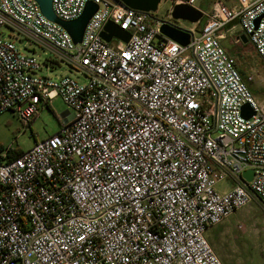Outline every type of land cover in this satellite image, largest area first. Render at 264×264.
I'll list each match as a JSON object with an SVG mask.
<instances>
[{
	"label": "built area",
	"instance_id": "built-area-1",
	"mask_svg": "<svg viewBox=\"0 0 264 264\" xmlns=\"http://www.w3.org/2000/svg\"><path fill=\"white\" fill-rule=\"evenodd\" d=\"M166 1L167 21L173 6L196 2ZM88 2L97 10L74 44L34 0H0V28L86 80L43 76L51 59L0 39V115L28 125L56 97L73 111L57 133L0 161V264H222L206 233L253 199L264 206V107L219 32L236 22L264 64V0L218 1L198 23L176 24L186 46L161 35L152 13L112 0L51 7L73 21ZM108 22L128 41L105 42ZM221 182L230 188L218 191Z\"/></svg>",
	"mask_w": 264,
	"mask_h": 264
},
{
	"label": "rangeland",
	"instance_id": "rangeland-1",
	"mask_svg": "<svg viewBox=\"0 0 264 264\" xmlns=\"http://www.w3.org/2000/svg\"><path fill=\"white\" fill-rule=\"evenodd\" d=\"M215 0H196L195 6L208 11ZM224 2V0H221ZM235 1V0H234ZM169 4L162 0L153 16L156 20L167 21ZM184 26L187 22H174ZM0 39H9L22 53L35 57L39 62L46 63L52 60V67L49 70L44 68L41 75L57 79L60 76H69L79 83L86 80L78 70L68 66L59 60L56 55L47 48L40 47L33 41L28 40L15 30L5 27L0 28ZM232 40V39H231ZM246 49L240 54H232L237 67L244 79L250 78L249 86L252 90L254 100L264 107V64L260 58L246 54ZM228 52V51H227ZM49 63V62H48ZM45 65V64H44ZM68 112L62 116L64 112ZM70 110L61 98L56 97L49 105H40L37 113L30 120L28 125L21 123L11 113L0 115V161L7 156L8 151L20 150L22 152L30 149L35 142L42 141L57 133L65 118L71 116ZM230 183H218V191L230 188ZM226 227L233 231L228 233L226 238L220 240L218 257L223 264H264V206L252 200L245 207L235 211L225 221ZM242 230H237V225Z\"/></svg>",
	"mask_w": 264,
	"mask_h": 264
},
{
	"label": "water",
	"instance_id": "water-1",
	"mask_svg": "<svg viewBox=\"0 0 264 264\" xmlns=\"http://www.w3.org/2000/svg\"><path fill=\"white\" fill-rule=\"evenodd\" d=\"M43 14L48 20L61 26L71 37L74 44L81 42L84 28L92 16V14L97 10V6L93 2H88L84 8L82 14L73 21H63L58 19L52 10L51 0H34ZM126 9H131L139 13H155L158 5L162 0H112ZM203 17V13L193 7L187 5H175L173 6L172 12L170 14L171 21H159L161 26L159 27V33L165 36L167 39L179 44L180 46H186L189 42L190 35L174 22L183 21L189 24L198 23ZM100 37L107 43L111 41L112 38L127 42L129 39V34L125 31L119 29V27L111 22H108L102 32ZM241 39L245 42L247 38L243 35ZM68 112H64L62 115H66ZM241 115L248 119L253 115L248 104H245L241 108ZM252 171L246 170L242 173V178L249 182L251 180Z\"/></svg>",
	"mask_w": 264,
	"mask_h": 264
},
{
	"label": "crops",
	"instance_id": "crops-1",
	"mask_svg": "<svg viewBox=\"0 0 264 264\" xmlns=\"http://www.w3.org/2000/svg\"><path fill=\"white\" fill-rule=\"evenodd\" d=\"M218 1H221V0H215L214 4ZM221 2H223V1H221ZM223 3L229 7H232L235 4V1L234 0H224ZM212 7H213V5L210 7V9L208 11H205V9H202V8L195 6L196 9L200 10L203 13L210 12ZM219 34L221 35V41L220 42H221L222 47L226 51H228V53L231 56H233L232 54H236V53L240 54L242 52V50H244V49H246L245 50L246 51L245 56H247V55L256 56V53H255L253 47L251 46V44L248 42V40L244 42L241 39L243 34L240 30V27L237 25L236 22H232V23L225 25L222 28V30L219 32ZM237 69H238V67H237ZM238 71H239V69H238ZM239 73H240V71H239ZM240 76L242 79L244 78L243 75H241V73H240ZM62 116H65V115H62ZM253 200L256 201L257 203H259L258 200H256V199H253ZM230 231H233V230L226 227L224 222H223L222 224L212 228L211 230H209L206 233L207 241L217 256H219L218 251L221 250L219 248L218 242L220 240H222L223 238H226L228 233H230Z\"/></svg>",
	"mask_w": 264,
	"mask_h": 264
},
{
	"label": "trees",
	"instance_id": "trees-1",
	"mask_svg": "<svg viewBox=\"0 0 264 264\" xmlns=\"http://www.w3.org/2000/svg\"><path fill=\"white\" fill-rule=\"evenodd\" d=\"M241 75H242V74H241ZM243 80L247 83V86H248V88H249V90H250V92H251V94H252V90H251V88H250V86H249V83H250V82H247L244 78H243ZM20 153H21L20 150L8 151V153H7V157L10 158V159H12V158L17 157Z\"/></svg>",
	"mask_w": 264,
	"mask_h": 264
}]
</instances>
